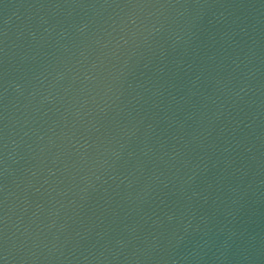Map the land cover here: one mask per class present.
Wrapping results in <instances>:
<instances>
[{
    "label": "water",
    "instance_id": "1",
    "mask_svg": "<svg viewBox=\"0 0 264 264\" xmlns=\"http://www.w3.org/2000/svg\"><path fill=\"white\" fill-rule=\"evenodd\" d=\"M0 264H264V0H0Z\"/></svg>",
    "mask_w": 264,
    "mask_h": 264
}]
</instances>
